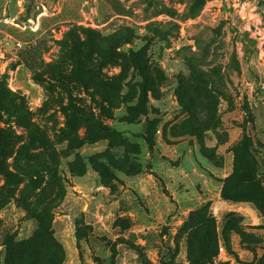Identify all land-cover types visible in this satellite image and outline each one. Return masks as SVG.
I'll use <instances>...</instances> for the list:
<instances>
[{"label": "rangeland", "instance_id": "1", "mask_svg": "<svg viewBox=\"0 0 264 264\" xmlns=\"http://www.w3.org/2000/svg\"><path fill=\"white\" fill-rule=\"evenodd\" d=\"M119 30L110 105L71 53ZM38 221L33 264L264 263V0H0V264Z\"/></svg>", "mask_w": 264, "mask_h": 264}, {"label": "trees", "instance_id": "2", "mask_svg": "<svg viewBox=\"0 0 264 264\" xmlns=\"http://www.w3.org/2000/svg\"><path fill=\"white\" fill-rule=\"evenodd\" d=\"M93 36L89 38V41L85 45V53L77 54L75 53V56L73 52L71 53V57L73 59V67L74 69H83L88 73V80L89 82H92L93 86V91H96L98 93V90L101 89L100 87H103L105 91L102 94V100L105 101L106 103L110 105H114L116 103V97L114 96L115 94H118V90H120V75L116 77H111V78H102L99 70H98V65L100 61H102V57L105 59H108L111 63H113L117 56H116V49L120 47V40L123 43L129 42V31L122 32V31H117L111 35L108 36H100L92 33ZM142 54L136 53L130 54V59L134 61V64L137 69H139L141 72V76L144 79V83H147L149 78L147 75L142 73V68L141 64L139 62V59L141 58ZM144 63V60L143 62ZM195 71V70H194ZM195 74V72H193ZM48 75V74H47ZM61 79V74L60 71L53 70V73H50L46 80H44V77L42 72L39 71H34L33 73V79L35 81L40 82L45 89L50 88L52 85L55 83L59 82V79ZM77 80L80 82L83 81L84 79L82 77H76ZM116 92V93H115ZM197 90H192L189 98L190 102L192 103V109L194 110L197 108V106H207L210 103H213L216 105V100L211 99L209 101V98H213L211 94H209L206 98L200 97L197 93ZM11 94V93H9ZM205 96V94H204ZM17 100H12L10 101L11 106H15V102ZM22 102V100H20ZM18 104V103H17ZM210 108L207 109L209 112ZM194 113V111H193ZM84 115V113L82 112ZM68 132H70L71 135L74 137V127H71L68 125ZM30 131V141H35L36 139H39L41 143L39 144L42 148L48 149L49 148V142L47 140V135L43 132L40 131H34L32 128H29ZM73 131V132H72ZM76 139V137H75ZM49 151H52V148H49ZM49 152V153H50ZM244 153L247 154V156H252V153L248 148L244 150ZM26 163L24 165V168H28L31 170L33 166L39 167L40 171L37 174V177L39 179V182H44L46 176L50 177L51 175V170L50 166L47 162L46 159L43 161L39 160H33V157L31 156H26ZM33 180V179H32ZM57 183L59 186L62 185V181L56 177ZM49 183H46L45 188L42 189L41 192H43ZM51 184V183H50ZM60 191V188H58ZM45 194V193H44ZM60 195V192L58 193ZM42 200V199H41ZM42 212V211H41ZM40 236V239H38ZM49 221L48 222H41L38 221V228L34 235L30 237L27 240H22L18 242H13V241H7L5 244V249H6V256H5V261L4 264H33L35 258L34 253L36 251H39L40 249L44 250L45 249V244L47 242V239H49ZM56 252L61 255L62 254V249L60 246L57 245L56 247ZM44 262H46L44 260ZM264 264V263H262Z\"/></svg>", "mask_w": 264, "mask_h": 264}]
</instances>
